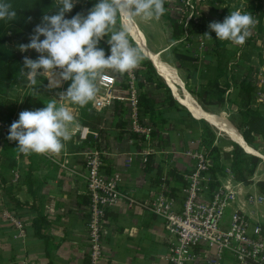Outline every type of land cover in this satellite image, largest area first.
<instances>
[{
	"label": "crops",
	"instance_id": "0c3cea01",
	"mask_svg": "<svg viewBox=\"0 0 264 264\" xmlns=\"http://www.w3.org/2000/svg\"><path fill=\"white\" fill-rule=\"evenodd\" d=\"M87 15L88 13L84 14L85 17ZM130 22L127 17L123 20L127 28ZM134 25L148 47L157 53L160 60L165 61L166 67L172 70L175 68L174 71L179 80L181 79L184 89L194 98L186 89V85L196 88L202 83L206 84L198 77L204 71L198 69L197 72H190L188 66L175 64V52V57L169 58L166 55L168 48L157 47L155 44L151 46L149 39L152 38L146 34L138 21ZM129 37L141 49L131 34ZM143 53L158 77L170 89L174 100L191 115L190 117L185 112L169 108L165 102L166 97H163L165 109L160 113L161 117L152 121L158 114L155 112L145 116L146 120L154 124L150 141H137L129 133H121L117 124L121 119L125 121V113L120 111L117 103L105 108L100 114L90 113L92 103L83 108L79 105H68L79 127L58 155H25L19 152L18 142L7 138L9 128L0 124V264H90L86 234L89 198L85 177L86 161L95 151L103 155L106 175L118 177L119 190L127 197L116 207L107 210L102 264H168L174 237L169 234L163 219L150 210V205L159 195L164 194L173 202L174 209L180 208L185 185L171 176V172L179 171L186 180V173H192L195 169L196 161L189 153L198 152L197 146L194 145L198 139L191 132L196 129L204 132L203 123L202 128L197 127L195 120L208 124L217 133H224L196 117L181 103L173 88L183 91L178 81L167 79L156 59L148 57L144 51ZM209 70L212 71L213 67ZM41 76L45 79L44 90L37 95L28 93L26 86L32 85L28 77L22 80L24 82H21V85L9 91L10 100L14 102L11 109L6 108L8 115H12L11 123L18 121L22 111L42 109L50 100L55 99L58 104L67 103L61 101L60 93L66 91L71 82H62L59 87L56 73ZM121 83L116 87L118 94L127 92ZM148 85L152 86L151 88L156 87L155 84ZM155 87V92L160 91ZM254 93H259L260 96H253L251 107L264 117V82L256 87ZM144 94L156 104L154 97L148 93ZM25 97L26 102L22 105ZM198 105L203 109L199 103ZM219 115L222 114H217ZM162 118L166 119V122H163ZM227 122L240 133L245 144L254 153H248L240 144L231 141L247 154L259 157L262 163L250 184L238 182L231 166L228 163L223 164L225 169L218 176L220 185L215 189L234 192L236 197L235 203L227 209L225 224L229 225L234 212H240L264 229V191L258 186L259 182H264V150L262 153L258 152L255 146L256 142H263L264 138L258 136L255 143L250 145L228 119ZM153 124L149 123L151 126ZM83 127L89 128L93 133L87 140L80 137L79 131ZM13 172L20 173L19 182H14ZM4 212H9L15 217L21 224L20 228L11 220L5 219ZM193 264L238 262L227 255L218 259L214 250L198 248Z\"/></svg>",
	"mask_w": 264,
	"mask_h": 264
},
{
	"label": "clouds",
	"instance_id": "9594fccd",
	"mask_svg": "<svg viewBox=\"0 0 264 264\" xmlns=\"http://www.w3.org/2000/svg\"><path fill=\"white\" fill-rule=\"evenodd\" d=\"M76 2L56 0V14L44 15L30 42L19 45L21 52L31 49L40 54L36 60L24 58L23 68L28 70L30 83L35 84L37 76L48 73L58 74L59 87L62 82H71L67 90L60 93L61 101L67 103L50 100L42 109L22 111L18 121L11 124L7 138L18 142L17 149L25 155L60 154L79 127L68 105L83 108L95 103L100 93L99 82L106 79L108 70L130 73L141 66L145 59L143 50L130 42L124 18L133 24L137 18L147 23L159 21L166 13L165 0H98L87 17L78 13L66 19V13L73 10ZM16 19L12 4L0 0V21ZM256 23L250 13L237 9L223 22L210 23L209 28L218 40L243 45ZM205 36L212 38L207 33ZM105 37H109L111 54L108 56L99 47Z\"/></svg>",
	"mask_w": 264,
	"mask_h": 264
},
{
	"label": "built area",
	"instance_id": "2783aa9c",
	"mask_svg": "<svg viewBox=\"0 0 264 264\" xmlns=\"http://www.w3.org/2000/svg\"><path fill=\"white\" fill-rule=\"evenodd\" d=\"M126 78L127 92L118 94L117 78L106 73V79L99 82L100 93L95 103H92L90 113L100 114L105 108L117 103L120 111L125 113L128 133L136 135L137 141H150L153 127L144 121L147 114L139 106L141 93L134 86L138 77L130 72L126 73ZM79 133L83 140L93 134L86 127L81 128ZM189 154L195 159L196 165L193 172L187 175L180 208L174 209L173 202L164 194L150 205V210L163 219L169 234L174 237L168 264H193L198 248L214 250L218 259L225 255L232 257L238 264H264L263 227L240 212H234L229 225H226L225 215L235 203V193L222 189L211 190L208 172L213 159L204 152ZM104 166L103 155L99 151L93 152L86 161L85 179L89 198L86 234L90 264L103 262L107 210L127 199L119 190L118 177L107 176ZM13 177L14 182L20 181V173L13 172ZM3 216L20 228V222L9 212H4Z\"/></svg>",
	"mask_w": 264,
	"mask_h": 264
},
{
	"label": "trees",
	"instance_id": "16d2710c",
	"mask_svg": "<svg viewBox=\"0 0 264 264\" xmlns=\"http://www.w3.org/2000/svg\"><path fill=\"white\" fill-rule=\"evenodd\" d=\"M208 1L211 5H213L214 11L216 10L218 13L215 22H223L224 19L231 14V11H235L237 9L258 17L260 23L264 19V0ZM235 1L236 4L234 5L233 3ZM8 2H10L14 10H16L17 19L11 22L0 21V124L10 129L12 124V115H8V110H6V108L11 109L14 102L10 100L9 91L15 86L19 85L21 81L27 77L28 70L23 68L24 58L28 57L32 60H36L40 55L35 50L31 49L28 52H21L19 51V45L28 44L30 42V37L34 34L35 27L42 23L43 16L46 14L54 15L58 9L56 8V0H8ZM92 8V3H87L85 7L84 4L76 2L73 10L70 13H66V19H71L78 13L84 15L87 11H89L87 9ZM170 23L173 30V40L176 41L180 39L181 36H183L184 29L181 25H179L177 20L173 19ZM189 30L191 34L194 31L192 26H189ZM209 34L212 37L211 39L213 40L214 45L217 47L216 58L218 63L216 64L215 68L217 76L214 80H210L206 84L202 83L200 86H203L202 88L204 89V92L207 93V95L217 99L218 102H224V96L228 92L229 86L221 83V79L226 78L227 76L222 63V49L228 42L218 40L214 31L210 32ZM43 39L44 37H41V40ZM102 41L103 40H101L99 47L103 48L106 56H108L110 53ZM130 41L135 47H137L131 38ZM175 54L179 61H192V59L189 57L179 53ZM144 66L146 68V72L144 73V79L139 81L141 87L143 86L141 82L155 84L158 89L163 90L166 93V104L169 108H174L177 111L185 112V109L180 107L174 100L170 89L158 77L151 62L147 58L144 59ZM37 77L45 80L42 76ZM237 84L239 99L238 112L242 116V122L240 125H235L242 133L245 141L248 144L253 145L256 141V137L259 136L264 138V117L251 107L256 86L253 84L249 76L244 77L238 81ZM121 85L124 90L128 89L126 79L122 81ZM139 106L142 112L147 114L155 112L156 104L144 93H141ZM157 115L161 117L160 113ZM162 120L163 122H166V119L162 118ZM117 126L121 133H128L127 123L122 119L118 122ZM204 131H207L206 133L210 134V136L214 138L215 132H213L212 128L206 123L204 125ZM130 136L134 139L137 138V136L133 134H130ZM212 148L213 151L214 149L216 151L214 145ZM224 157L225 159L230 160V166L235 179L238 182L244 184H250L252 182V178L254 177L258 166L262 163V160L259 157L247 154L237 144L234 145L233 154H227L224 155ZM222 159H224L223 156ZM151 160L152 157L148 161L147 168H149ZM224 169L225 168L219 163V158H217L216 161H213V164L211 165L208 172L209 176L211 177V189H215L220 185L218 176L223 173ZM186 174H190V172ZM171 176L175 177L178 181L186 185L187 182L184 179L185 177L179 171L173 170L171 172ZM258 186L264 191V182H259Z\"/></svg>",
	"mask_w": 264,
	"mask_h": 264
},
{
	"label": "rangeland",
	"instance_id": "374dc122",
	"mask_svg": "<svg viewBox=\"0 0 264 264\" xmlns=\"http://www.w3.org/2000/svg\"><path fill=\"white\" fill-rule=\"evenodd\" d=\"M77 3L84 4L85 7L87 3H92L94 7L95 4L98 3V0H77ZM233 4L235 5L236 1ZM164 6L166 13L159 21L153 20L145 23L137 18L138 23L145 30L146 34L153 39H149L150 45L154 46L155 44L157 47L168 48L166 55L171 59L175 57L173 52L189 57L192 61H179L177 58H174L176 59L175 64L188 66L190 72H197L198 69L201 70V72L204 71V73H201L198 77L205 83L214 80L217 76L215 70L216 64L218 63L216 58L217 47L214 45L212 39L205 36L206 33L209 34L212 32L209 28V24L215 22L218 16L216 10L214 11L213 5H211L208 0H165ZM87 10L90 11L91 9ZM89 11L86 13H89ZM252 16L256 19L257 23L246 42L243 45H233L228 42L222 49V63L227 76L221 80V83L229 86V91L224 96V102H218L217 99L207 95L202 88L203 86L194 88L193 85L191 87L186 85V89L194 96L204 110L211 113L222 114L219 116L226 122L228 119L235 127L242 122V116L238 112V107H236V104L239 103L237 82L247 76L250 77L256 87L264 82V19L260 23L258 17ZM173 19L177 20L179 25L184 29L183 36L176 41L172 39L173 30L170 22ZM189 26H192L194 29L192 34L189 30ZM137 28L143 35L142 30H140L139 27ZM143 37L145 36L143 35ZM108 39L109 37H105L102 42L111 54L110 45L107 43ZM211 67H213L212 71L209 70ZM132 72L138 77V80L134 81L136 90L140 93H148V95L156 99L157 111H155V113L164 111L165 104L164 101L162 102V99L166 97V93L163 90L155 92L153 89L155 86L151 88L152 86L148 85L147 82H141V84H143L142 87L139 83V81L144 79V73L146 72L144 61L138 69ZM107 73L113 74L117 78V83H121L125 79L127 80L126 73H119L112 70H108ZM183 78L185 77L183 76ZM22 83H20V85ZM44 85V80L37 77L35 84H30V86L27 85L26 87H28V93L37 95V93L43 92ZM255 95L257 97L260 96L259 93H254V96ZM26 98L27 97L22 100V105L26 102ZM185 112L191 117L187 110H185ZM159 117L160 116L156 115L152 121H157ZM144 121L145 123L149 122V120L146 119ZM152 121L149 123L153 124ZM195 123L197 127L200 128H202V123L205 125L204 122L199 120H195ZM152 127H154V124ZM212 130L215 132L214 138L211 137L210 134H207V131L203 132V130L196 129L194 132H191V134L198 139L194 145L197 146L198 152H204L212 158L213 161L219 158L220 165L223 166V164L226 163L230 165V160L225 159L224 155L233 154L235 143L226 135L217 133L214 129ZM213 145L216 151L215 149L213 151ZM255 146L256 150L262 153V150H264V141L256 142ZM222 156L224 159H222ZM260 173H262V171H260Z\"/></svg>",
	"mask_w": 264,
	"mask_h": 264
},
{
	"label": "bare ground",
	"instance_id": "6f19581e",
	"mask_svg": "<svg viewBox=\"0 0 264 264\" xmlns=\"http://www.w3.org/2000/svg\"><path fill=\"white\" fill-rule=\"evenodd\" d=\"M128 31L137 41V43H139L141 49L146 53V55L148 57H152V59L154 60L156 59L159 67L162 68L167 79H175L178 81L177 83H179L183 91H181L180 89L177 90L176 87L173 88L175 90L176 97L181 101V103H183L196 117L207 121L209 124L223 132L230 140L240 144L245 149V151H247L248 153H254V151L245 144L240 133L236 129L228 125L226 121L222 120L219 116H217V114L208 113L200 108L196 100L184 89L183 83H181V79L179 80L176 72L174 71L175 69L172 70L169 67H166V65L164 64L165 61L163 62L162 60H160L157 53L148 47L147 43L144 42V40L138 34L135 25L133 23L131 24V22L130 26H128Z\"/></svg>",
	"mask_w": 264,
	"mask_h": 264
}]
</instances>
